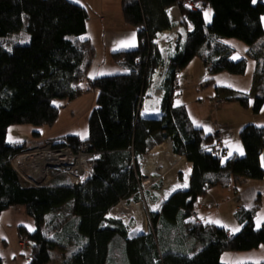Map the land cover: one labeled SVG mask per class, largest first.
<instances>
[{"label": "trees", "instance_id": "obj_1", "mask_svg": "<svg viewBox=\"0 0 264 264\" xmlns=\"http://www.w3.org/2000/svg\"><path fill=\"white\" fill-rule=\"evenodd\" d=\"M180 1L122 0L126 23L137 29L138 46L113 53L116 66L124 72L91 79L85 72L89 63L86 7L72 0H0V37L23 30L29 35L23 44H0V215L23 205L34 219L33 230L22 225L18 229L19 236L27 237L32 246L25 264L49 263L54 248L63 252L61 264H225L221 260L225 251L264 245V222L256 226L254 221L258 205L237 210L242 226L234 234L216 223L189 218L199 197L209 189L236 185L239 178H264V126L244 125L239 131L244 154H232L224 161V145L218 148L214 135L194 124L189 108L174 102L177 70L183 80V69L195 57L212 74L237 75L245 73L249 57L256 61L252 112L261 111L264 0H201L197 9L180 6L185 37L165 62L156 39L177 25L170 9ZM205 9L212 13L209 23ZM226 38L247 43V57L233 59L234 49L225 43ZM160 67L165 69L160 76L162 115L142 117L144 96ZM84 82L87 87L82 86ZM91 89L97 96L88 135L58 137L75 149L89 142L100 152L90 179L73 185L66 177L67 181L49 186H23L11 158L29 146L8 141V127L52 125L60 108L55 100H72ZM229 92L218 98L248 104L247 95ZM166 139L172 141L175 154L193 163L188 189L172 194L160 213L149 214L154 229L128 237L129 226L109 218L108 212L122 200L137 199L141 159ZM63 207L70 213L59 222L58 210Z\"/></svg>", "mask_w": 264, "mask_h": 264}, {"label": "rangeland", "instance_id": "obj_2", "mask_svg": "<svg viewBox=\"0 0 264 264\" xmlns=\"http://www.w3.org/2000/svg\"><path fill=\"white\" fill-rule=\"evenodd\" d=\"M108 1L109 2H107L106 7H93V5L90 4L91 7L87 8V25L89 27V35L91 37V41L89 43L90 46L89 44H86L87 55L93 53L92 49L95 50L94 60H91V62L88 64L89 72L87 76L91 79L99 76L124 72L119 68V66H116L114 57H109L105 42L102 39V31L100 30V27L104 29H121L123 28L122 26L126 27L128 24L126 23L122 12V0ZM184 1L187 0H182V2ZM196 1L201 2V0ZM182 2L180 1L179 6H175V8L172 10L170 9V15L175 21V15H177L178 10L181 14L180 6L186 8ZM208 13L211 12L208 9H205V18L207 23H209L212 19V13L210 17L207 15ZM101 16L104 18L102 24L98 19ZM178 30L181 36H185L186 28L184 26H180ZM28 38L29 35H27L23 30L8 37H0V44L4 45L5 47H11L15 43L23 44L28 42ZM224 41L234 49L232 56L233 59L238 60L242 57H247V43L237 38H226ZM164 43L163 40L161 44L159 43L163 51H165V48L163 47ZM161 48L159 47V50ZM172 50L173 49H170V51ZM121 56L123 57V55ZM255 68L256 61L247 57V69L242 75L230 74L228 72L212 74L207 71L204 62L200 59V57L197 56L183 71V80L176 89L177 95L174 99V102L177 105H186L189 108L190 116L192 117L195 125L202 126V128L204 127L205 131L208 133L211 132L216 140L220 136V146H223L224 136H227L226 138L231 139L234 145L235 142L239 141L237 137L240 131L239 124L243 121L242 113L248 108L249 113L252 112L253 98L249 97L250 99L248 104L242 105L237 100L228 99L225 101L223 99H219L218 94L219 91H224V89L227 88L236 91L241 90L238 92L248 95V92H250L251 88L254 86ZM161 74L162 72L159 70L153 78L151 87H149V89L146 91L144 103L142 105L143 108L147 104L149 98H153L155 102L161 103V96H163L162 93H164L162 92L161 88ZM205 82L207 84L202 86V83ZM82 86L87 87L88 82H84ZM231 86H233L234 89ZM229 91L227 94L230 93ZM96 93V90L91 89L83 92L72 100H55V104L60 105V108L59 114L52 125L13 124L8 127L7 140L21 144L26 143L27 146H32L34 142L46 143L47 141L51 140L50 138L57 136L78 135L81 138H85L89 133L90 112L96 106ZM223 95L224 93L220 94V96ZM234 95H237V93H234ZM216 129H219V131L214 132ZM169 148L173 152L172 141L170 139H166L162 143L156 145L149 152V154L157 156L159 153L165 152ZM227 158H229L228 154L223 156L224 161ZM156 161L154 164L155 172L151 174L153 180L151 181L150 186L145 187L142 181L145 177L144 157L141 159L142 178L140 181V189L138 191L139 196L137 199L130 197L125 201L127 203L135 201L140 206L144 231L138 235L148 232L150 228L154 229V226L150 223L149 214L152 212H161L163 205L166 203H163L157 210V202L159 201L161 194H165L169 188L176 187L178 180H180L181 183H185V174H183L182 170L180 172L178 168L172 175V177L174 176L173 183H171L168 187H165L166 178H160V172L163 169L162 163L158 162V160ZM180 174H182V179L179 178ZM61 176L64 175H57V182L67 179L66 176ZM245 179H250V181H252V185H254V183H259L258 181L260 180H264V178ZM54 182L56 183V181ZM240 189L241 188L238 186L236 187L235 184L228 187L216 186L209 189L210 191L203 196L199 197L200 199L204 197L203 199L206 200V202L209 201V203L206 204L208 209L214 210L215 206L218 207L217 209L219 210L216 209L217 212H215L217 215L211 218L212 221L219 222L218 220L224 218L225 220L228 219L226 222H228L230 225L233 223H238L235 205L240 204L243 207L245 206L246 208H251V203L247 198V194L242 195L238 199H234ZM260 199L261 201H259L258 208H256L254 215L256 226H258V222L260 225L264 221V194L261 195ZM210 203L212 206H208ZM58 213L59 217L57 220L59 222H63L68 218L70 211L68 208L63 207L58 210ZM107 216L112 219H119L125 223V225H128V237L136 236L132 232V228L136 225L134 218L124 220L122 218H115L109 214ZM21 225L26 227L28 230H33L35 228L34 219L27 214L25 206L23 205L12 206L3 211L0 215V258H3L4 264H24L25 260L28 262L31 257V244L29 243L25 250L19 245V241L21 240L22 236H19L18 229ZM47 232L51 234L50 229H48ZM70 246L68 247L70 248ZM60 249L61 248H54L52 250V259L47 264H61L63 252ZM263 257L264 256L260 255V251L258 249H253L246 251H225L221 258L222 262L225 264H227L228 261L231 262V264H260L261 260H263Z\"/></svg>", "mask_w": 264, "mask_h": 264}, {"label": "built area", "instance_id": "obj_3", "mask_svg": "<svg viewBox=\"0 0 264 264\" xmlns=\"http://www.w3.org/2000/svg\"><path fill=\"white\" fill-rule=\"evenodd\" d=\"M182 3L187 9H197L200 6V2L196 0H187ZM175 6L177 7L179 5ZM175 6L171 7V10L175 8ZM175 19L176 21L173 20L177 22V25L170 30L164 31L156 39L158 49L159 47L161 48L160 44L162 40L163 43L165 42L163 44L165 51H163L162 48L159 50L165 62L167 61L168 55L174 52V47L181 43L185 37L184 35L181 36L178 30L182 23V16L179 10L177 15H175ZM170 49L173 50L170 51ZM159 70H161L162 73L165 71L164 67L158 68L157 73ZM178 71L179 70H177L178 75H176L174 81L176 89L182 81ZM203 85H205V83H202V86ZM219 137L217 139L218 148L221 143ZM217 149L216 152L219 153L220 149ZM99 156L100 152L94 150L89 142H83L78 149H75L66 139L57 138L51 139L46 143L34 142L32 146L16 153L11 158V164L18 175L20 183L25 187L49 186L54 181L57 183L56 177L59 174L66 176L70 184L74 185L85 183L90 179L94 171L93 163ZM39 158H46L44 167H42V162L39 161ZM208 206H212V204L210 203ZM236 208L237 210H241L243 206L238 204ZM197 216L198 213L195 208L192 210L189 218L197 219ZM231 236H233V234H231ZM19 245L25 250L27 245H29L27 237H21Z\"/></svg>", "mask_w": 264, "mask_h": 264}, {"label": "crops", "instance_id": "obj_4", "mask_svg": "<svg viewBox=\"0 0 264 264\" xmlns=\"http://www.w3.org/2000/svg\"><path fill=\"white\" fill-rule=\"evenodd\" d=\"M72 1L77 2V3L83 5L86 8L91 7L90 4L93 5V7H106L107 2H109L108 0H72ZM116 1H119V0H116ZM98 19H99V22L102 24L103 21H104V18L101 16ZM263 19H264V16H263ZM122 27L123 28H121V29H116V28H105L104 29V28L100 27V30L102 31V39L105 42V46H106V48L108 50L109 57H114L113 56L114 52H119V51H123V50L133 49V48H136L138 46V32H137V29H135L134 27L128 26V25L126 27H124V26H122ZM85 37L88 39V41L90 43L91 37L89 35V27H88V25H87V33H86ZM89 46H90V44H89ZM92 50H93V53H91V54L89 53L90 55H87V57H86V64L88 62H91V60H94V56H95L94 51L95 50L94 49H92ZM88 64H87L86 70H85L86 76L88 75V72H89ZM184 70L185 69H183V71ZM243 78H245V77H243ZM231 87H233V86H231ZM233 89H234V87H233ZM238 91H241V90H238ZM238 91L233 90V92L237 93V95H245L244 93L238 92ZM162 92H164L163 89H162ZM223 93L225 94L227 92L225 90L224 91H219V95L223 94ZM248 93H249L247 95L248 97H252V98L254 97V95H255L254 86L251 88L250 92H248ZM162 95H163V93H162ZM251 95H253V96H251ZM96 96H97V93H96ZM96 96H95V99H96ZM143 103H144V100H143ZM156 108H158L160 110V112H161V103L155 102L153 100V98H151V99L149 98V100L147 101V104L144 106V108L142 106L141 112H142L143 109H146L147 111L151 112V110L156 109ZM248 110H249V108L246 109L242 113L243 121L239 124V130L244 125L249 124V123H253V124H256V125H259V126H264V104H263V106L261 108V111L259 113H257V114H254L253 112L249 113ZM189 114H190V111H189ZM154 118L158 119V117H154ZM191 119H192V117H191ZM200 127H202V126H200ZM217 130H219V129H216L214 132H216ZM58 137H61V136L53 137V138H50V139H54V138H58ZM226 137L225 136L223 137V145H224V154L225 155H227V154L229 156H231L232 154L241 155L240 151H238V149H242L243 154H244V147L242 145V142L240 141L239 135L237 137L239 141L235 142L234 145L232 143V140L229 139V138H226ZM184 159H185V157H184ZM261 162H262V165L264 167V150L261 153ZM178 170L181 172L182 169L179 168ZM183 174H185L184 171H183ZM163 177H164V175L161 174L160 178H163ZM184 180H186L185 177H184ZM258 182L259 183H254V185H252V181H250V179L239 178L238 182L236 183V187L238 186L241 189L238 191V194L234 197V199H236V198L238 199L242 195L247 194L248 195L247 198H248L249 202L251 203V208H253L256 205H258L259 201H257V199H260L261 195L264 194V180L263 181L260 180ZM180 183H181V181L178 180V182L176 184H180ZM188 183H189V180H188ZM209 191L210 190H208L207 192H209ZM210 194H212V193H210ZM203 198L202 199L199 198L197 200V202H196V205H195V207L197 209L198 217H199L200 220L206 221V222L220 223L218 225L225 227L229 231V233H233V234L236 233L241 228L242 225H241V223L239 221H238V223H233L232 225L228 224V222H226V221H228V219L225 220L224 218H222L221 220H218L219 222L212 221L211 218H213L214 216L217 215V214H215V212H217L216 209L218 207L215 206L214 210L213 209H208L206 204L209 203V201L206 202V200H204ZM222 201H224V200H222ZM260 201H261V199H260ZM237 205L238 204L235 205L236 211H237V208H236ZM244 209H250V208H246L244 206ZM217 210H219V209H217ZM263 246L264 245H262L259 248H257L260 251V255L261 256H264V247ZM262 259L263 260H261V262L264 261V257ZM221 260H222V258H221ZM61 262H62V260H61ZM25 263H26V260H25ZM228 263L231 264V262H229V261H228ZM250 263H253V262H250ZM0 264H4L3 258H0Z\"/></svg>", "mask_w": 264, "mask_h": 264}, {"label": "bare ground", "instance_id": "obj_5", "mask_svg": "<svg viewBox=\"0 0 264 264\" xmlns=\"http://www.w3.org/2000/svg\"><path fill=\"white\" fill-rule=\"evenodd\" d=\"M149 110V109H148ZM142 114L145 117H160L161 112L158 108L151 110V112L146 109L142 110ZM46 159V158H45ZM45 159L39 158V161L42 162V167H44ZM162 163L163 169L160 174L164 175L166 178L165 187H168L174 181V172L181 168L185 173V183L177 184L174 188H169L165 194H161L159 201L157 202V210L159 207L165 203L171 196L178 190H186L188 189V180L193 172V163L184 159L183 156L177 155L173 153L170 148L165 152L159 153V155L154 156L152 154H146L144 156L145 168H144V179L143 185L145 187L150 186L151 181L153 180L151 174L155 172L154 164L155 161ZM157 162V161H156ZM186 185V186H185ZM110 216L115 218H122L124 220H129L134 218L136 221V225L132 228V232L134 235H138L139 233L144 231L143 218L141 214L140 206L137 202L127 203L124 200L120 201L118 204L113 206L108 212Z\"/></svg>", "mask_w": 264, "mask_h": 264}, {"label": "snow or ice", "instance_id": "obj_6", "mask_svg": "<svg viewBox=\"0 0 264 264\" xmlns=\"http://www.w3.org/2000/svg\"><path fill=\"white\" fill-rule=\"evenodd\" d=\"M207 15L210 17L211 13H208ZM238 151H240V154L243 155V151H242V149H238ZM185 186H186V185H185ZM258 226H259V222H258Z\"/></svg>", "mask_w": 264, "mask_h": 264}, {"label": "water", "instance_id": "obj_7", "mask_svg": "<svg viewBox=\"0 0 264 264\" xmlns=\"http://www.w3.org/2000/svg\"><path fill=\"white\" fill-rule=\"evenodd\" d=\"M141 116H142V117H145L142 113H141ZM146 118L157 119V118H154V117H146ZM159 118H160V117H159ZM144 156H145V155H144ZM144 156H143V157H144ZM178 191H179V190H178ZM136 236H138V235H136Z\"/></svg>", "mask_w": 264, "mask_h": 264}]
</instances>
